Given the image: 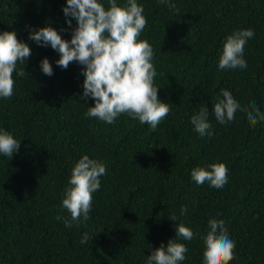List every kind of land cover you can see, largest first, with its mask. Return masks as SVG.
Listing matches in <instances>:
<instances>
[{
    "label": "trees",
    "instance_id": "16d2710c",
    "mask_svg": "<svg viewBox=\"0 0 264 264\" xmlns=\"http://www.w3.org/2000/svg\"><path fill=\"white\" fill-rule=\"evenodd\" d=\"M66 3L0 0V32L14 30L32 53L17 64L28 74L13 73L12 97H0V129L20 145L11 158L0 154V264H146L169 239L188 249L178 264H203L199 235L187 241L175 229L182 223L203 234L210 217L225 221L235 243L228 264H264V121L253 125L237 110L221 124L214 115L224 90L264 113V0H137L147 20L138 39L154 50L153 84L171 109L155 131L126 113L112 124L86 117L94 101L83 97L84 66L61 68L56 50L29 38L49 24L69 40L76 21L65 17ZM243 29L254 32L244 47L247 67L220 69L226 37ZM42 58L53 75L42 72ZM202 108L210 136L191 124ZM82 155L103 162L107 172L90 218L77 223L62 198ZM215 162L228 168L222 188L192 180L193 168L210 170ZM85 233L90 239L81 243Z\"/></svg>",
    "mask_w": 264,
    "mask_h": 264
},
{
    "label": "clouds",
    "instance_id": "9594fccd",
    "mask_svg": "<svg viewBox=\"0 0 264 264\" xmlns=\"http://www.w3.org/2000/svg\"><path fill=\"white\" fill-rule=\"evenodd\" d=\"M105 8L100 0H67L63 8L65 17L71 16L76 21L69 40H65L49 24L30 31L29 38L40 46L50 45L59 53L56 64L66 69L70 63L83 65V97H91L94 105L88 107L86 117L96 118L112 124L121 114H128L140 123L150 126L155 131L157 126L171 111L168 104L158 99V88L153 84L156 70L152 60V46L140 37L147 25L143 15V6L137 0H128L124 6H118L117 0H107ZM168 3L169 0H159ZM175 7L174 5H171ZM71 25V20L66 19ZM254 36L251 29H243L226 37L222 55L218 61L220 69L246 68L243 58L244 47ZM27 43L18 40L15 31L0 32V97L11 98L14 90L13 73L24 77V68L17 70V64H25L31 56ZM42 72L53 75V68L47 58L40 61ZM223 99L214 106L216 120L221 123L235 119L237 110L247 114L251 124L257 119L264 121L261 113L253 103L242 107L231 92L224 90ZM207 109L202 108L191 116V124L201 135H212L211 125L207 120ZM19 141L8 132L0 129V154L11 158L19 149ZM193 168L191 178L198 185L208 183L214 188H222L228 182V168L222 162ZM103 162L82 157L74 164L69 177V186L65 189L62 206L71 214V221L79 222L81 217L88 220L92 209L93 193L100 189V177L106 175ZM186 208L181 209L185 212ZM65 227L71 222L63 217ZM170 219L177 220L173 215ZM177 237L190 241L199 235L203 241V264H228L233 257L235 243L230 239L224 220L209 218L207 231L194 233L182 223L176 226ZM90 239L85 233L81 243ZM188 251L177 239H169L153 249L146 264H178L185 259Z\"/></svg>",
    "mask_w": 264,
    "mask_h": 264
}]
</instances>
